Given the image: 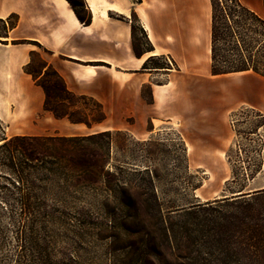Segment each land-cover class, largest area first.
I'll use <instances>...</instances> for the list:
<instances>
[{
	"label": "rangeland",
	"instance_id": "374dc122",
	"mask_svg": "<svg viewBox=\"0 0 264 264\" xmlns=\"http://www.w3.org/2000/svg\"><path fill=\"white\" fill-rule=\"evenodd\" d=\"M204 2L208 14L210 2ZM15 20L5 26L0 22V37ZM127 20L144 50L134 16ZM27 47L29 69L41 72V58L47 54L35 45ZM157 62L175 74L167 59ZM231 78L207 77L199 87L230 88L236 80ZM74 104L69 110L77 118L96 114L89 103L86 110L84 103ZM240 110L231 113L235 116L225 160L231 174L223 182V177L188 170L185 147L166 124L154 131L147 125L146 131L153 132L141 138L112 130L75 143H25L24 149L34 152L32 160L17 162L26 175L22 186L12 187L6 180L12 181L9 172L0 167V196H10L0 199V256L13 258L20 251L16 242L22 231L26 254L46 257L49 264H264V191L232 199L238 190L264 189V116L238 114ZM73 133L82 135L69 136ZM87 133L80 125L46 137L82 139L91 136ZM10 138L0 126V144ZM21 194L31 196L34 209L22 220L15 201ZM197 205L199 209L192 207Z\"/></svg>",
	"mask_w": 264,
	"mask_h": 264
},
{
	"label": "crops",
	"instance_id": "0c3cea01",
	"mask_svg": "<svg viewBox=\"0 0 264 264\" xmlns=\"http://www.w3.org/2000/svg\"><path fill=\"white\" fill-rule=\"evenodd\" d=\"M83 1L90 14L88 25L65 0H0V20L15 16L17 21L0 37V126L6 138L57 136L84 125L44 111L43 90L24 71L31 56L27 46L35 45L48 56L41 61L57 72L69 92L101 105L106 119L84 125L85 135L118 130L141 138L166 124L185 147L188 170L225 181L231 174L225 161L235 116L231 113L240 108L238 114L264 116V79L235 73L225 75L236 79L230 88L199 87L207 77H219L210 74V10L206 14L204 0ZM244 1L264 20L261 0ZM129 14L136 17L152 51L135 54ZM151 57L169 60L175 74L143 69ZM158 78L163 81L154 82ZM144 86L150 87V104L141 96ZM147 125L153 131H146Z\"/></svg>",
	"mask_w": 264,
	"mask_h": 264
},
{
	"label": "trees",
	"instance_id": "16d2710c",
	"mask_svg": "<svg viewBox=\"0 0 264 264\" xmlns=\"http://www.w3.org/2000/svg\"><path fill=\"white\" fill-rule=\"evenodd\" d=\"M76 18L88 25L90 23V14L85 7L83 0H65ZM262 5L264 7V0ZM210 2V74L211 76H225L235 73H252L264 79V20L261 19L252 10L243 5L240 0H209ZM11 16L6 20H0L5 26ZM137 23V19L134 16ZM17 24L15 20L14 27ZM145 49L141 50L140 43L135 37L136 28L131 24V37L133 50L136 55L153 50L151 44L146 39L143 30L137 25ZM7 33V32H6ZM5 33V35H6ZM5 37V36H4ZM162 57H151L144 64L143 69H164L167 66H162L158 62L154 63ZM30 63L25 67V73L29 74L36 82V84L43 90L44 103L43 109L49 112L55 119H66L73 124H84L90 127L93 124H98L106 119V115L102 107L92 98L86 96H78L72 94L67 90L61 77L56 71L47 67L45 62L41 61V69L46 68L42 74L30 70ZM141 96L148 103H152L151 91L149 86H144L141 90ZM84 103V109H87L86 103L91 105V110L96 114L81 113V117L77 118L76 111H70L69 107L75 105L74 103ZM68 107V108H67ZM90 110V111H91ZM97 115V116H95ZM99 133L96 135L72 138H53V137H32V136H15L0 144V167L5 168L9 172V177L6 180L12 187L15 184L23 185L26 180V175L23 172V167L18 165V161H30L33 159L32 151L24 149V144L31 146L45 147L46 144H52L56 140L63 143H75L77 141L88 140L89 137L103 135ZM19 190L20 188H16ZM262 190H254L252 192L244 193L243 190L237 192L241 195L259 194ZM10 196H0L1 200H6ZM31 198V196H30ZM29 195L21 194L19 199L15 201L19 204L20 214L18 215L22 220L24 216L33 214V206L29 203ZM194 209H199V205L192 206ZM22 228V227H21ZM22 231L19 232L17 238V245L20 248L13 258L7 256H0V264H49L48 258L43 256H30L23 250L26 242ZM4 248V242L0 238V252ZM1 254V253H0Z\"/></svg>",
	"mask_w": 264,
	"mask_h": 264
},
{
	"label": "water",
	"instance_id": "95a60500",
	"mask_svg": "<svg viewBox=\"0 0 264 264\" xmlns=\"http://www.w3.org/2000/svg\"><path fill=\"white\" fill-rule=\"evenodd\" d=\"M241 194H242V193H240V192H237V193L233 194V195H232V199L235 200V199L240 198V197L242 196Z\"/></svg>",
	"mask_w": 264,
	"mask_h": 264
},
{
	"label": "built area",
	"instance_id": "2783aa9c",
	"mask_svg": "<svg viewBox=\"0 0 264 264\" xmlns=\"http://www.w3.org/2000/svg\"><path fill=\"white\" fill-rule=\"evenodd\" d=\"M167 62L169 63V65L171 66V63H170V61L169 60H167ZM231 124H233V121H231Z\"/></svg>",
	"mask_w": 264,
	"mask_h": 264
}]
</instances>
